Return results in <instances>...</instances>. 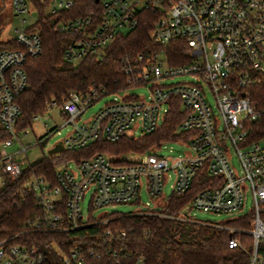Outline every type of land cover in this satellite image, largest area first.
<instances>
[{"label":"built area","instance_id":"2783aa9c","mask_svg":"<svg viewBox=\"0 0 264 264\" xmlns=\"http://www.w3.org/2000/svg\"><path fill=\"white\" fill-rule=\"evenodd\" d=\"M12 1L17 13L27 11L26 0ZM39 1L45 3L46 13L59 14L54 28L71 34L65 46V55L71 61L82 55H99L116 34L134 28L145 10L154 15L150 21L152 40L162 44L177 41L186 53V59L176 63H169L163 52L154 51L145 58L139 54V63L129 67V81L133 82L129 90L148 86L147 96L129 93V98L125 94L114 97L88 120L79 121L103 95L94 89L86 93L70 90L59 105H49L48 109L58 106L64 123L73 125L62 140L63 150L150 132L162 123L170 101L177 99L184 112L174 131L177 136L151 147L159 148L172 140L186 144L189 150L173 159L150 147L139 161L95 152L77 161L71 159L75 168H70L67 161L61 162L56 166V185L36 176L27 181L41 209L28 221L29 226L64 232L104 223L108 215H83L80 204L86 192L89 210L138 202L141 188L154 200L162 195L171 170V193L181 195L190 188L198 170L204 168L211 184L200 187L177 217L192 220L191 209L216 214L239 212L233 218L248 219L249 226L226 228L249 236L247 264H264V144L259 142L262 138L249 141L246 129V123L258 117L248 95L249 86L257 77H264V0H94L88 14L73 17H66L64 12L75 7L78 0ZM27 26L16 29L13 37L19 48L0 50V124L10 134L0 144V184L2 176L16 179L24 168L14 154L25 147L21 145L14 151L8 147L19 141L20 132L15 131L20 114L16 96L26 85L24 61L41 50L40 30ZM177 75H189L191 79L163 82ZM209 94L213 104L207 99ZM231 149L239 162L238 170L230 164ZM247 194L251 206L244 212ZM148 205L146 202L142 209H160ZM185 209L188 211L183 212ZM105 233L110 234V230ZM16 235L0 240V264H44L45 256L35 245L7 242ZM241 245L238 236L228 239L229 247ZM56 256V264H88L78 247L67 252L56 249Z\"/></svg>","mask_w":264,"mask_h":264},{"label":"trees","instance_id":"16d2710c","mask_svg":"<svg viewBox=\"0 0 264 264\" xmlns=\"http://www.w3.org/2000/svg\"><path fill=\"white\" fill-rule=\"evenodd\" d=\"M94 0H78L75 7L65 10L66 17L89 13ZM37 18L26 29L38 28L41 50L27 56L23 68L26 85L17 94L20 114L15 131H25L37 115L48 110L52 103L59 105L70 90L81 93L94 89L103 95L129 90V67L138 64V55L145 58L151 52H163L169 63L186 59L177 41L158 43L150 37L153 12L140 14L138 24L116 34L99 55H82L77 61L65 55L71 34L54 28L59 14H48L45 3L32 0ZM13 37L1 40L0 50L19 48ZM248 95L258 117L246 123L249 141L264 137V77H257L249 86ZM129 98V94H125ZM184 112L178 99L168 106L162 123L156 129L138 136L123 135L115 142L97 140L84 148L64 149L45 155L26 165L16 179L2 176L0 184V240L13 234L7 241L20 245H35L45 256L44 264H56V249L61 252L78 247L88 264H247L249 236L230 232L226 226H249L248 219L232 218L226 224L180 219L178 213L190 197L202 186L211 184V176L204 168L196 173L190 188L176 195L170 193L160 209H142L108 215L104 223H90L64 232L32 229L28 221L41 213L36 199L26 183L32 177H42L56 185V166L71 159L78 160L95 152L121 155L129 151L143 152L162 140L175 138L174 131ZM10 137L0 124V144ZM109 229L110 234L105 231ZM124 232V234H122ZM238 236L242 245L229 247L228 239Z\"/></svg>","mask_w":264,"mask_h":264},{"label":"rangeland","instance_id":"374dc122","mask_svg":"<svg viewBox=\"0 0 264 264\" xmlns=\"http://www.w3.org/2000/svg\"><path fill=\"white\" fill-rule=\"evenodd\" d=\"M27 11L22 13H17L13 6L12 0H0V39L4 40L16 35V29L23 28L28 24H31L37 18V10L34 7L31 0H26ZM24 19V20H23ZM77 61H74L76 63ZM189 75H177L173 77H168L163 80L164 83H176L181 81L190 80ZM149 92L148 86L134 87L130 90L108 93L102 95L99 99L94 101L85 112L81 115L79 121L88 120L93 114L104 107L105 103L112 100L114 97L120 98L123 94L133 93L141 97L147 96ZM209 103L213 104V100L209 95H207ZM65 118L60 114L59 107L54 106L51 109L46 110L44 113L37 115L31 121V125L25 130L18 134L19 141H14L10 147L9 151H14L16 149H21V145L25 147V150H20L18 153L14 154V158L20 161L21 167L37 161L43 156L47 155V149L52 147L56 142L63 140L71 132L73 125L68 123L65 124ZM264 144V137L259 141ZM150 150H154L158 154L168 156L173 159L175 157H182L188 152V146L184 143H179L175 141H167L160 145L159 148L151 147ZM148 152V150H147ZM230 154V164L235 170L239 169V162L237 160L236 154L233 149L229 152ZM144 154L141 152L129 151L122 153L120 155L121 159L139 161L143 159ZM67 165L70 168H75L74 161L68 160ZM57 168V167H56ZM173 180V173L168 170V175L165 178V182L162 186V195L157 199H151L149 195L145 192L143 188L140 190V197L138 202H119L107 204L102 207L89 210L88 200L89 192L85 193L81 201V210L83 215L91 214L93 217H103L115 212L126 213L129 211H135L139 208H145L146 202H149L148 208H152L154 205L157 208H162L165 202V198L171 193V183ZM251 206L250 196L247 194L244 201V212H248ZM185 209L183 212H187ZM238 213H212L204 210L191 209L189 210V217L194 221L216 223V224H226L227 221L232 219Z\"/></svg>","mask_w":264,"mask_h":264},{"label":"water","instance_id":"95a60500","mask_svg":"<svg viewBox=\"0 0 264 264\" xmlns=\"http://www.w3.org/2000/svg\"><path fill=\"white\" fill-rule=\"evenodd\" d=\"M64 148L62 140L56 142L52 147H50L49 149H47V155H52V154H56L60 151H62Z\"/></svg>","mask_w":264,"mask_h":264}]
</instances>
